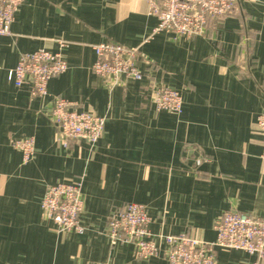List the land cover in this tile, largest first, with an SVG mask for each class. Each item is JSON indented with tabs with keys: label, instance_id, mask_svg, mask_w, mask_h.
<instances>
[{
	"label": "crops",
	"instance_id": "0c3cea01",
	"mask_svg": "<svg viewBox=\"0 0 264 264\" xmlns=\"http://www.w3.org/2000/svg\"><path fill=\"white\" fill-rule=\"evenodd\" d=\"M142 0H24L11 36L0 37V264H169L163 236L204 242L226 211L264 220V163L255 122L264 114V0H241L201 37L153 34L157 19ZM61 53L67 70L47 96L8 80L21 54ZM138 48L141 81L112 85L93 74L94 45ZM182 97L177 115L158 111V89ZM105 117L90 149L64 147L50 115L53 99ZM33 137L22 164L11 142ZM81 181L82 234L57 233L41 201L49 185ZM129 203L146 207L156 257L137 260L134 246L111 244L109 217ZM215 264H252L242 251L217 250ZM264 264V261L261 263Z\"/></svg>",
	"mask_w": 264,
	"mask_h": 264
},
{
	"label": "built area",
	"instance_id": "2783aa9c",
	"mask_svg": "<svg viewBox=\"0 0 264 264\" xmlns=\"http://www.w3.org/2000/svg\"><path fill=\"white\" fill-rule=\"evenodd\" d=\"M24 0H0V37L11 36V24ZM147 4V13L157 19L153 34L169 33L174 38L204 36L209 28L219 25L231 15L241 0H142ZM67 46L59 42V51L52 53L37 50L21 54L17 65L8 72V80L17 88L29 86L32 98L47 96L49 81L63 74L67 62L61 49ZM95 62L93 74L105 82L116 85L122 78L141 81L143 74L137 67L140 56L138 48H129L114 42H103L92 47ZM152 102L158 111L174 114L182 112V97L176 90L163 87L155 91ZM51 122L64 147L71 141L82 140L92 149L101 138L105 117L90 112L77 111L74 105L62 98L53 99ZM255 127L261 135L264 163V114L259 115ZM12 147L21 154L22 164H28L35 153L33 137L14 140ZM46 219L52 221L57 233L76 232L82 234L80 223L83 210L81 181L74 183L57 182L46 188L41 201ZM150 217L146 207L129 203L111 215L107 221L105 235L111 244L125 243L134 246L137 260L156 257L159 247L151 239ZM216 238L204 242L185 234L163 236L167 250L164 258L169 264H215L217 250L242 251L252 257V264L264 261V220L238 211H226L213 225ZM109 264V263H103Z\"/></svg>",
	"mask_w": 264,
	"mask_h": 264
}]
</instances>
